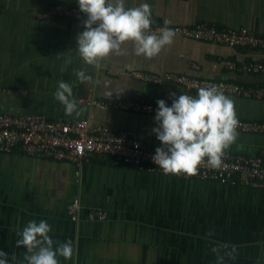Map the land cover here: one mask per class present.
<instances>
[{"label": "crops", "instance_id": "obj_1", "mask_svg": "<svg viewBox=\"0 0 264 264\" xmlns=\"http://www.w3.org/2000/svg\"><path fill=\"white\" fill-rule=\"evenodd\" d=\"M141 3L151 6L152 18L160 24L207 22L264 35V0H126L127 7ZM54 4L78 7L77 0H0V113L86 120L92 127L126 130L161 146L152 132L157 126L153 116L99 110L81 100L163 99L171 106V92L197 94L167 81H136L130 76L133 71L264 86V72L246 71L249 64L264 62L263 50L179 37L151 60L135 56L133 45L126 42L123 48L129 55L109 56L97 70L84 64L76 49L83 22L38 18ZM227 61L236 69H227ZM74 70H84L100 83L82 84ZM60 81L72 85L79 116H66L55 100ZM226 96L234 100L238 119L264 122L263 101ZM226 151L264 155V137L239 133ZM75 198L83 206L77 222L67 212ZM92 209L105 211L107 219L89 221ZM32 220H46L54 241H73V258L57 257L59 264H216L211 248L218 244H228L229 251L236 247V259L226 264H264V190L153 174L107 160L76 167L29 157L19 149L0 153V251L8 254V264H27L26 248L16 247V232Z\"/></svg>", "mask_w": 264, "mask_h": 264}, {"label": "clouds", "instance_id": "obj_2", "mask_svg": "<svg viewBox=\"0 0 264 264\" xmlns=\"http://www.w3.org/2000/svg\"><path fill=\"white\" fill-rule=\"evenodd\" d=\"M78 7L87 19L84 31L77 37L76 49L84 64L101 69L109 57L129 55L123 48L126 42L133 45L137 57L151 60L166 46L174 42L175 31L165 26L159 34L151 31L152 10L148 3L127 7L126 0H77ZM168 22H166L167 25ZM80 83L99 84L84 70H74ZM171 106L165 100H157L156 127L152 129L161 146L155 149L152 160L165 175H197L201 164L219 169L225 151L236 143L239 120L235 102L216 86L200 87L195 96L170 93ZM54 98L64 109L66 116H79L78 105L73 99L72 85L60 81ZM46 220H32L17 231L16 247L26 248L27 264H59L57 257L71 260L74 256L73 241H54ZM209 236L213 233L209 232ZM55 245V247H54ZM218 244L211 248L216 264L235 260L236 247ZM8 254L0 251V264H8ZM15 260V257H12Z\"/></svg>", "mask_w": 264, "mask_h": 264}, {"label": "built area", "instance_id": "obj_3", "mask_svg": "<svg viewBox=\"0 0 264 264\" xmlns=\"http://www.w3.org/2000/svg\"><path fill=\"white\" fill-rule=\"evenodd\" d=\"M0 13H2L1 7ZM38 18L80 22L87 19L80 12L79 7L66 8L60 4L49 6L45 12L38 15ZM151 19V31L156 34H159L160 29L167 26L175 31V37L223 45L229 48L264 51V35H257L248 30L220 28L207 22L195 26H168L155 22L152 17ZM225 66L230 70L236 69L235 63L231 61L225 62ZM246 71L262 73L264 72V62L251 63L246 67ZM130 76L136 81L149 84H160L167 81L190 92H197L200 87L216 86L225 95L264 102V86L262 85L248 87L232 81H216L176 73L151 74L133 71ZM15 93L21 94L22 92L16 91ZM80 103L99 110L131 112L153 117H155L158 108L157 103L154 102L124 99L89 98L81 100ZM238 120V133L264 137L263 121ZM157 147L160 146L132 137L126 130L114 133L105 126L92 127L86 120H51L45 115L20 116L0 113L1 154H11L14 150L19 149L29 157L69 162L76 167L95 160H107L115 165L165 175L152 160ZM180 177L264 190V155L225 151L219 169H212L205 162L199 166L197 175L192 177L180 175ZM82 210L83 206L78 198H75L67 207L68 216L73 222L79 220ZM87 219L92 222L105 221L107 213L100 209L88 210Z\"/></svg>", "mask_w": 264, "mask_h": 264}]
</instances>
